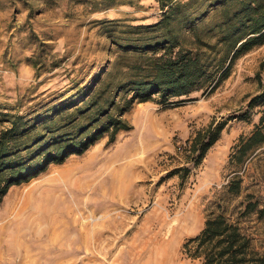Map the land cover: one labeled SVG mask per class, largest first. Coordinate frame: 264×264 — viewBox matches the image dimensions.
<instances>
[{
    "label": "rangeland",
    "instance_id": "374dc122",
    "mask_svg": "<svg viewBox=\"0 0 264 264\" xmlns=\"http://www.w3.org/2000/svg\"><path fill=\"white\" fill-rule=\"evenodd\" d=\"M95 1L0 0V102L12 103L27 87L61 86L64 69L92 71L97 64L89 61L101 62L113 47L100 20L148 24L161 14L155 0L98 2L97 9ZM34 51L68 57L35 79ZM261 62L264 43L238 56L211 90L134 101L124 113L131 127L113 141L103 135L11 185L0 201V264H201L183 243L200 231L205 207L237 169L228 160L234 144L264 115V97L252 100L261 91ZM220 122L217 139L192 163L196 130ZM239 173L247 191L264 198V146ZM242 221L264 250V217Z\"/></svg>",
    "mask_w": 264,
    "mask_h": 264
},
{
    "label": "trees",
    "instance_id": "16d2710c",
    "mask_svg": "<svg viewBox=\"0 0 264 264\" xmlns=\"http://www.w3.org/2000/svg\"><path fill=\"white\" fill-rule=\"evenodd\" d=\"M155 1L161 14L154 22L100 20L113 47L101 62L89 61L97 64L92 71L64 69L67 81L61 86L38 93L36 86L27 87L12 103L0 102V201L11 185L38 175L48 164L82 153L103 135L113 141L119 130L131 127L124 113L134 101L164 103L211 90L228 76L238 56L264 43V0ZM98 2L109 6L123 0H98L91 6L97 9ZM67 57L34 51L35 79ZM262 76L264 62L256 72L261 91L252 100L264 97ZM223 126L210 123L196 130L188 144L192 163L202 159ZM261 146L264 115L234 144L228 160L237 169L205 207L200 231L183 243L201 264H264V250L255 247L242 221L250 213L264 217V198L247 191L239 173Z\"/></svg>",
    "mask_w": 264,
    "mask_h": 264
},
{
    "label": "crops",
    "instance_id": "0c3cea01",
    "mask_svg": "<svg viewBox=\"0 0 264 264\" xmlns=\"http://www.w3.org/2000/svg\"><path fill=\"white\" fill-rule=\"evenodd\" d=\"M119 131H121V130H119ZM119 131H118V132H119ZM118 132H117V133H118Z\"/></svg>",
    "mask_w": 264,
    "mask_h": 264
}]
</instances>
